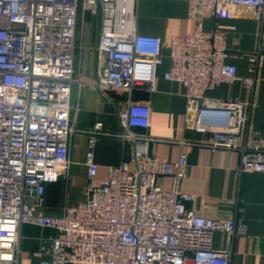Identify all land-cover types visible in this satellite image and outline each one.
I'll list each match as a JSON object with an SVG mask.
<instances>
[{
	"label": "built area",
	"instance_id": "1",
	"mask_svg": "<svg viewBox=\"0 0 264 264\" xmlns=\"http://www.w3.org/2000/svg\"><path fill=\"white\" fill-rule=\"evenodd\" d=\"M193 30L169 44L167 80L184 88L185 122L209 135L211 150L238 151L239 174L264 173V144L249 130L251 102L214 101L207 91L240 80L251 91L259 51L247 55L248 74L226 62L225 35L204 29L205 15L229 19L248 11L264 19V0H185ZM136 0H0V264L18 263L20 228L29 223L55 230L42 238L40 264H229V250L213 247L217 232L231 237L237 218L213 219L193 212V195L180 184L191 168L181 153L174 162L151 155L150 107L127 102L118 113L117 137L132 148L127 160L97 178L93 161L96 124L85 153V199L59 214L43 211L49 177L70 168V90L78 12L97 20L95 79L91 86L130 93L155 88L161 63L158 36L139 34ZM220 112L222 115H213ZM170 178L169 188L158 178Z\"/></svg>",
	"mask_w": 264,
	"mask_h": 264
},
{
	"label": "crops",
	"instance_id": "2",
	"mask_svg": "<svg viewBox=\"0 0 264 264\" xmlns=\"http://www.w3.org/2000/svg\"><path fill=\"white\" fill-rule=\"evenodd\" d=\"M93 15L86 14L84 24L74 37V77L84 83H73L70 90V122L74 128L69 148L70 168L67 177H49L46 182L43 211L59 214L64 206L75 205L85 199L87 180L85 153L89 132L96 124V142L93 161L97 164V178L106 175L109 165L127 160L131 167V144L119 137L118 113L127 102L146 103L150 107V126L137 128L151 138V155L174 162L179 154L186 155L190 163L187 178L180 189L193 195L187 206L194 213L213 219L235 215L236 230L229 237L217 232L213 247L229 250V264H264V173H238V151L211 150L206 144L209 135L194 132L185 122L184 88L178 82L167 80L164 73L169 69L168 49L176 36L189 34L194 19L188 15L185 0H136L135 25L139 34L155 35L161 39V63L157 69L155 88L151 92L135 89L130 93L95 88L88 84L95 79L97 44V20L86 25ZM78 23V22H77ZM203 28L218 27L225 35L228 50L226 62L236 66L239 76L248 74L247 55L259 51L255 83L248 91L240 80L220 83L206 95L214 101L238 99L249 101V130L256 131L264 144V19L256 20L248 11L229 19H217L209 15L202 18ZM79 33V38H77ZM213 115L221 116L220 112ZM158 183L169 188L170 178H158ZM71 188V198L59 203L62 188ZM50 228L25 223L20 228L17 264H40L42 238L56 235Z\"/></svg>",
	"mask_w": 264,
	"mask_h": 264
},
{
	"label": "rangeland",
	"instance_id": "3",
	"mask_svg": "<svg viewBox=\"0 0 264 264\" xmlns=\"http://www.w3.org/2000/svg\"><path fill=\"white\" fill-rule=\"evenodd\" d=\"M95 19V16L91 17V20L89 21V19H87V22H86V25H90L91 23L94 24V20ZM78 32L80 30V28L83 26L84 22H83V19L81 18V12L79 11L78 12ZM92 26V25H90ZM77 38H79V33H77ZM71 188L68 187V186H64L62 188V193L59 194V203H63L65 201V199L67 198V201L70 200L71 198Z\"/></svg>",
	"mask_w": 264,
	"mask_h": 264
}]
</instances>
